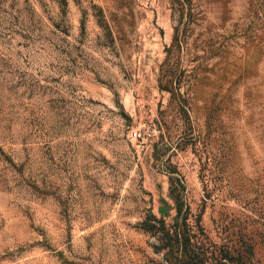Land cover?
Returning a JSON list of instances; mask_svg holds the SVG:
<instances>
[{
	"label": "rangeland",
	"instance_id": "1",
	"mask_svg": "<svg viewBox=\"0 0 264 264\" xmlns=\"http://www.w3.org/2000/svg\"><path fill=\"white\" fill-rule=\"evenodd\" d=\"M191 1L0 0V264H167L169 168L264 264V0Z\"/></svg>",
	"mask_w": 264,
	"mask_h": 264
},
{
	"label": "trees",
	"instance_id": "2",
	"mask_svg": "<svg viewBox=\"0 0 264 264\" xmlns=\"http://www.w3.org/2000/svg\"><path fill=\"white\" fill-rule=\"evenodd\" d=\"M180 12V20L191 13V0H172ZM175 26L174 40L181 42ZM170 186L169 194L174 201L175 215L172 222H166L149 210L139 222V227L156 238L153 244L161 251L167 264H243L242 253L233 246H217L208 242L201 215L192 217L190 205L184 197L185 181L176 168L167 170ZM191 218H193L191 220Z\"/></svg>",
	"mask_w": 264,
	"mask_h": 264
},
{
	"label": "built area",
	"instance_id": "3",
	"mask_svg": "<svg viewBox=\"0 0 264 264\" xmlns=\"http://www.w3.org/2000/svg\"><path fill=\"white\" fill-rule=\"evenodd\" d=\"M131 134H132L133 136H137V135H138V132H137L136 130H133V131L131 132Z\"/></svg>",
	"mask_w": 264,
	"mask_h": 264
}]
</instances>
